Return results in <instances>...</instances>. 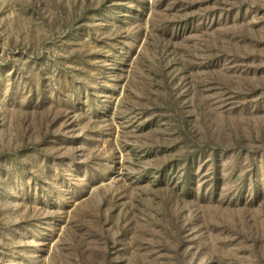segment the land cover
<instances>
[{"label":"rangeland","instance_id":"obj_1","mask_svg":"<svg viewBox=\"0 0 264 264\" xmlns=\"http://www.w3.org/2000/svg\"><path fill=\"white\" fill-rule=\"evenodd\" d=\"M0 264H264V0H0Z\"/></svg>","mask_w":264,"mask_h":264}]
</instances>
